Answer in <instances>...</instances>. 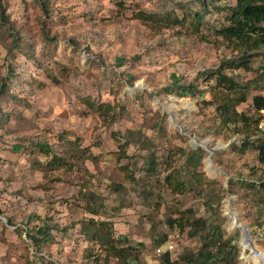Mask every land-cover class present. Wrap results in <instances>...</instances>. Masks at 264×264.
<instances>
[{"label": "rangeland", "instance_id": "1", "mask_svg": "<svg viewBox=\"0 0 264 264\" xmlns=\"http://www.w3.org/2000/svg\"><path fill=\"white\" fill-rule=\"evenodd\" d=\"M43 1L48 18L35 0H0L9 30L0 29V87L6 83L0 95V264H103L102 244L87 238L91 228L124 238L140 264H164L165 253L170 263L187 264L183 255L196 254L203 243L201 235L189 236L193 218L220 227L238 250L237 264H255L245 260L244 231H231L225 214L229 206L239 225H247L249 242L264 252V190L258 188L264 166L255 152L240 154L243 136L222 127L215 107L201 103L211 101L215 78L208 75L241 56L215 35L228 14L216 7H234L235 0ZM171 11L202 15L199 34L189 26L164 29L134 19L138 12ZM263 53L254 52L251 71H223L247 84V101L237 111L249 117H264L251 106L263 92ZM177 85L205 94L162 91ZM105 106L112 108L108 116L106 108L95 111ZM39 144L51 156L41 154ZM52 156L65 166L44 170ZM148 164H154L152 174ZM175 171L185 183L182 193L165 182ZM189 210L193 218L178 221ZM90 222L102 226L88 228ZM43 227L51 228L50 236L35 247L30 237L38 238Z\"/></svg>", "mask_w": 264, "mask_h": 264}, {"label": "trees", "instance_id": "2", "mask_svg": "<svg viewBox=\"0 0 264 264\" xmlns=\"http://www.w3.org/2000/svg\"><path fill=\"white\" fill-rule=\"evenodd\" d=\"M35 1L45 17L48 18L49 10L47 9V1ZM216 10L223 13L228 12V14L226 16L227 24L222 26L219 30H216L215 35L229 44H233L236 49H240L241 56L234 61L223 63L220 68L213 71L211 75H208L209 79L215 78L214 86L209 88L211 101L206 102L205 100H201V103L202 105H205V107H215V112L220 118V125L222 127H232L233 134L243 136L239 148L240 154H244L249 150L253 151L257 154L258 163L261 166H264V132L259 128L264 121V117L262 115L249 117L248 115L237 111V108L247 101L249 88L247 84L240 86L232 75L229 76L223 73L224 70H229L231 72L240 69L251 71L249 62L252 59L254 52L264 50V0H235L234 7H216ZM134 19L141 21L144 24L155 23L157 26L164 29H186V27L189 26V28L192 29V34L198 35L201 26L200 22L203 17L202 15L191 11L184 12L182 17H179L175 12L171 11L164 14L150 15L145 12H138ZM7 24L8 18L5 15V10L2 7V4L0 3V29H4L5 32L9 31L6 29ZM262 69L264 70V66ZM260 78L261 77H259V80L261 81ZM173 87L176 88H165L162 91L165 94H174L177 97L199 96L202 98L205 94L203 90L198 89L195 85H177ZM5 88L6 83H2L0 87V95L5 92ZM262 90L264 91V87H262ZM251 106L255 113L261 114V111H264V96L261 94L259 96H254L251 100ZM103 108L107 109L104 111L103 115L108 116L112 110L110 106L100 107L98 109L95 108V111H100ZM36 148L44 156H51V151L47 145L39 144ZM195 156L196 154L193 153L188 159L194 160L193 158ZM71 158H74V155ZM64 163L65 161L61 157L52 156L49 163L42 167L44 170H52L53 168L65 166ZM147 171L149 174H152L154 171V164H148ZM126 179L128 181H134L132 176H127ZM165 182L173 193H182L185 190V183L181 180L178 171H175L173 175L167 177ZM258 188L264 190V183ZM90 213L96 214L94 209H91ZM193 216L194 212L189 210L182 213V216L178 221L181 220V222H187L188 219L193 218ZM174 224H177V226L183 230V226L180 222H175ZM89 225L99 226L101 224L90 222V224L87 223L88 228ZM189 226L191 228L189 236L197 237L201 235L203 243L196 254L188 256L183 255L182 260H185L187 264H237L238 250L232 245V240H225L223 238L220 227H211V225L209 227L208 223L204 220L194 218ZM50 230L51 228L49 229L48 227L39 228L36 234L38 238L30 237L33 245L38 247L41 242H45L50 236ZM101 235L103 234L97 229L92 230L91 228L87 231L88 239L97 240L102 244L105 252L103 264H108L110 259H113L116 264H140L139 256L135 250L132 247H125L126 241L124 238L114 240L108 237V235ZM162 261L164 264H176L170 263L168 253L162 255Z\"/></svg>", "mask_w": 264, "mask_h": 264}, {"label": "bare ground", "instance_id": "3", "mask_svg": "<svg viewBox=\"0 0 264 264\" xmlns=\"http://www.w3.org/2000/svg\"><path fill=\"white\" fill-rule=\"evenodd\" d=\"M206 145V144H205ZM211 163H212V161H211ZM210 163V164H211ZM212 166V168H214V166L213 165H210V167ZM215 169V168H214ZM226 208L228 209L226 212V214L225 215H227L229 218H230V227L232 228V229H230L231 231H233V232H235V231H239V229L240 230H242V231H244L243 230V225L242 226H240L239 225V223L237 222V215L236 214H233L232 212H231V209H230V207L229 206H226ZM244 236H246V234L244 233ZM250 246L252 247V248H250ZM242 250H243V252H244V255H245V260H247V261H249V263H259V264H264V252H262V251H260V250H258V249H256L255 247H254V244L252 243V242H249V239H248V237L247 238H245V241H243V243H242ZM249 255H251V258H248L249 257Z\"/></svg>", "mask_w": 264, "mask_h": 264}, {"label": "built area", "instance_id": "4", "mask_svg": "<svg viewBox=\"0 0 264 264\" xmlns=\"http://www.w3.org/2000/svg\"><path fill=\"white\" fill-rule=\"evenodd\" d=\"M259 77H261V78H260V79H261V81H260V85H261L262 87H264V70H263V69L260 70V72H259ZM262 93H264V91H263ZM262 93H261V95H262ZM261 114L264 115V111H261ZM259 128L264 132V125H262V123H261V125L259 126ZM167 248H168V251H172V250H173V246H169V247H167ZM157 254H161V251H160V250H157Z\"/></svg>", "mask_w": 264, "mask_h": 264}, {"label": "water", "instance_id": "5", "mask_svg": "<svg viewBox=\"0 0 264 264\" xmlns=\"http://www.w3.org/2000/svg\"><path fill=\"white\" fill-rule=\"evenodd\" d=\"M186 135V134H185ZM188 137H190V136H188ZM192 140H194V141H198V142H205V141H199V140H197V139H195V138H193V137H190ZM209 142V141H208ZM203 148V147H202ZM208 155H209V160H211V158L213 157V153L212 152H208ZM221 175H225L224 173H222ZM243 230H244V233L246 234V236H244L245 238H247V237H249V236H251L250 235V232H249V230H248V227H247V225H245L244 224V227H243ZM240 237H241V240H242V236L240 235Z\"/></svg>", "mask_w": 264, "mask_h": 264}, {"label": "clouds", "instance_id": "6", "mask_svg": "<svg viewBox=\"0 0 264 264\" xmlns=\"http://www.w3.org/2000/svg\"><path fill=\"white\" fill-rule=\"evenodd\" d=\"M262 70V69H261ZM260 72V71H259Z\"/></svg>", "mask_w": 264, "mask_h": 264}]
</instances>
